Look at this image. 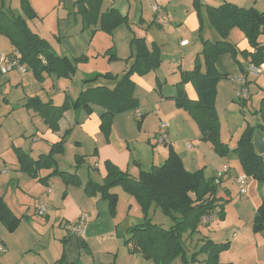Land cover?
I'll use <instances>...</instances> for the list:
<instances>
[{"label":"trees","instance_id":"trees-1","mask_svg":"<svg viewBox=\"0 0 264 264\" xmlns=\"http://www.w3.org/2000/svg\"><path fill=\"white\" fill-rule=\"evenodd\" d=\"M3 2L4 0H1L2 5ZM101 4L102 0H78L75 3L76 13L83 24L89 26L98 23L100 29L109 34L117 26L128 24L127 16L122 15L115 8L101 13ZM20 5L29 18L34 17L28 0H20ZM193 7L199 19V35L202 29L200 13L201 9L205 8L209 27L220 39L215 41L200 39L201 51L198 55L201 57L202 64L197 55L193 69L182 72L181 81L182 83L189 81L193 84L197 100L191 101L181 95L175 98V104L194 120L200 133V140L210 143L218 156L226 157L229 148L220 139L215 96L217 83L230 76L219 73L216 63L220 56L229 55L238 64L236 59L238 54L250 65L258 66L264 62V12L254 8H239L229 3L209 7L195 1ZM234 28H237L245 37L250 48L254 50L252 53L239 51L234 44L227 41L230 31ZM0 34L5 36L10 45L19 52L20 63L25 68H29L38 80L43 79L44 73L55 74L57 78H68L74 72L73 63L69 57L55 55L49 45L29 28L24 17L5 14L3 8H0ZM129 45L134 49V54L129 57V67L124 74L121 76L110 73L97 74L83 80L85 87L71 104L74 110H81L87 116L93 113V107H99L101 109L99 129L105 138H108L116 115L132 112L138 108L134 96L135 85L131 81V76L134 74L140 77L145 76L155 71L161 62L159 48L154 44L148 46L143 38L132 37ZM105 80H113L115 83L109 87ZM238 103L244 102L238 101ZM26 106L44 118L53 131L57 128V122L64 111L68 110L66 101L60 106H53L50 102L43 103L37 97L28 99ZM258 113L261 122L256 126L246 125L232 153L237 158L243 174L264 186V155H258L253 146L255 132H260L264 138V96L260 100ZM63 147L64 140L61 139L60 142L51 146L47 155L39 156L36 161H29L26 155L18 152L17 160L25 170L31 162L37 169L53 168L54 156L61 153ZM166 147V160L148 171L140 170L136 178L118 170L110 163H105L106 176L102 183L87 181L83 186L85 194L88 196L99 194L100 198L107 202L112 216L116 212L118 200L117 194L111 193L112 188L120 187L125 194L135 199L140 207L142 221L126 232L128 238L124 241V245L130 246L129 253L138 254L144 260L152 261L154 264H171L176 257H182L185 264L184 256L187 251L183 238L198 235L200 236L197 240L198 245L200 243L199 251L204 255L201 264H233L219 261V254L229 248L228 242H214L200 235L199 224L203 216L216 215L219 219L224 216V203L217 204L218 188L214 184V178H205L202 170L189 172L173 147L169 144H166ZM83 162V158H76L75 171L83 165ZM53 175L61 177L67 185L80 183L75 172H60L54 167L51 172V176ZM154 206L171 220L168 228L152 223L147 217L148 211ZM0 222L8 231H12L17 224V220L1 198ZM263 227L264 196L260 206L255 210L252 230L259 232ZM197 253V250H194L193 259Z\"/></svg>","mask_w":264,"mask_h":264},{"label":"crops","instance_id":"crops-1","mask_svg":"<svg viewBox=\"0 0 264 264\" xmlns=\"http://www.w3.org/2000/svg\"><path fill=\"white\" fill-rule=\"evenodd\" d=\"M105 1L106 0H104L103 3L105 4L104 6L101 4V13H105L110 8L117 7L113 6V2L110 4ZM195 1L202 6L209 7H217L224 3H229L239 8L248 9L254 8L253 4H250V2L256 5L254 0H126L125 2H127L131 9L132 7H136V12L133 15V21H137L136 24L140 30L142 28L145 29V34H143V31L141 30V33L138 36L133 37L143 38L148 46L152 44L156 45L161 50V57H167L172 60L174 63L173 67H178L180 75L178 74V80H171L168 82L169 80L167 81V79L169 78L167 76V72L163 67V64H161L158 69L149 72L145 76L140 77L136 74L131 76V81L135 85L134 96L137 100V107L145 113L143 118L148 117L147 113L151 112V115L149 116H153V120H155V123L151 124L152 126L155 125L152 129V137L149 136L151 133L150 131L146 134L148 136L147 140L148 142H151L152 148L150 150L146 144L145 149L147 151L135 150L132 146L133 138L130 136L129 138L124 139L125 143L129 145L128 147L126 146V149H119L116 145H114L115 143H111L102 151H95V154L97 155L96 165L97 170H99L101 175V181H103L106 176L105 163H110L118 170L126 172L131 177L136 178L140 170L148 171L151 167L159 166L166 160V144H169L179 155L184 167L189 172H195L199 168L205 176V173L209 172L208 176L205 178L216 177L223 166H228L230 172L225 175L223 180H221V185L217 189L216 194V198L219 199L217 204L220 205L224 203L223 213L226 216L225 210L230 205L229 203L231 201L230 189L232 187L237 189V185L232 180V176L243 173L240 164L233 153L230 154V156L235 157L236 159L234 160V164L232 166L226 163L228 158L226 159V157L217 156L210 143L200 140L198 127L191 116L187 112L177 108L175 104V98L181 95L191 101L197 100V94L193 84L189 81H184L183 83L181 81L183 79L182 72L191 71L193 69L195 58L201 51L200 39L210 41L220 39L214 30L211 33L212 29L210 30V27H208L207 30H202L199 35V19L193 7ZM153 5H157L163 10L166 18L165 24L158 25L155 23L156 15L153 13L151 8ZM144 7H147L146 11ZM117 9L121 13V10L118 7ZM200 14L202 23L205 25V8L201 9ZM129 15L128 11L125 15L127 16V20H129L128 23L132 20V16ZM189 33L192 34V40L189 41L191 43L198 41V43L194 46L196 52L191 61L189 62L186 60V63H183V59H186V57L189 59V52L194 49H186L183 52L181 49L185 46L180 44L181 41L188 40L186 38L191 39ZM239 34L240 35L236 40L228 39L227 41L234 44L239 51L252 53L254 50L250 48L242 33L240 32ZM12 49L13 47L10 45V50L7 54L10 53ZM80 51L82 50L80 49L79 52ZM61 55L69 56L65 53ZM111 55L112 54H110V56ZM198 59L202 64V60L199 55ZM236 59L238 64L234 62L229 55H222L217 60L216 68L218 72L222 74H229L230 77L228 79L220 80L217 83L215 106L216 102L217 105H222L224 101L230 103V100L232 98L234 99V95L232 92L230 93L228 89L230 84L231 89H233V93H235L236 86L232 81L233 77L245 75L247 77L250 93L251 87L249 84V78L252 76L247 75V69L250 64H248L247 60L240 54L237 55ZM128 64L129 62L124 63L123 67L119 71L115 72L112 70V72L106 73H110L114 76H121L127 70ZM262 75L263 76H260L264 78V73ZM161 78H163V83L160 81ZM101 80L104 81L103 79ZM105 81L107 85L109 84V87H112L115 83L113 80ZM164 84L165 87L162 88L161 86ZM84 87L85 86H83V89ZM260 89L262 91L258 98H262L264 95V87H260ZM40 100L43 103L50 102L53 106H60L64 103V101H66L68 110L62 114V117L57 122V128L53 131V129L47 125L44 118L32 109L37 115L39 122H43V125H38L39 127H37L35 134L37 136L32 139L34 145L29 148V151H24L22 146H14V151L0 152V160H2L1 163L4 165V168L0 169V198L12 213L14 219L17 220V224L12 231H8L0 222V246L4 249L3 252H0V264H67L68 259L70 260V264H72L73 262H71L72 258L70 259V250H75L77 246H81L84 249L83 264H96L94 259L90 260V257L92 258V246L96 240V234H94V231L92 232L91 227L93 228L98 220L99 214L97 213L96 215V212L100 205L99 201L102 200L100 195H86L83 190L85 183L82 181H80L79 185H67L61 177L57 175L51 176V172L54 167L37 169L31 162V164L28 165L27 170H25V168L18 163L17 152L26 155L29 161H36L39 156L47 155L49 153V151L43 150L44 144L40 143L39 145V140L43 141V143H45V147L50 149L53 144H56L63 139L65 147L68 146L69 143V139L67 142L65 141V133L69 131L70 137H72L77 129H81L85 135L92 137L94 141H98L100 138L98 135L100 132L99 114L101 109L99 107H93V113L87 116L83 113V111L74 110L71 107L72 102L75 100L73 98L69 101H67V99L63 100L60 105L53 104L52 98H49L48 101H44L42 99ZM24 105H26V103ZM122 115L126 116L125 120L127 121L128 118L131 119L133 117L132 112H125L116 115L114 118L113 128L115 126L120 128V124L116 121V118ZM223 115L224 114H222V116ZM220 119L221 118H219L221 129L222 123ZM229 119L231 121V116H229ZM142 120L143 119L139 122L136 121V124L142 123ZM224 121L229 141L237 139L238 135H240L239 133H241L240 131H242L241 129L243 128L241 120L239 119L236 121L233 119L230 125L228 124L226 117ZM160 122L168 123L167 139L163 144H158L156 141L157 130ZM227 125H229V127ZM129 129L131 131L132 127L130 126ZM221 141L226 144L225 138L221 137ZM74 142L79 143L77 139H74ZM227 145L229 148L232 147L230 142ZM131 146L132 148H130ZM17 149L19 150L15 151ZM79 155L80 156H77V158L81 157L84 159V156L81 155L86 154ZM208 157H212L215 162V167L212 169L207 163ZM6 158H8V167H5ZM74 167V164H72L70 166V171H59L67 173L75 172L77 175L80 168L75 171ZM54 184L56 185V195H53L54 191L51 189ZM246 185V192H250V198L253 203V212H251V216H247L244 221H246L248 226L251 225L252 227L255 210L260 206L264 196L263 194H258L257 191L259 192V187L263 190L264 186L258 184L250 177H247ZM46 189H49L48 194H45ZM246 196L247 193L245 196H241L238 193L239 198ZM39 202L45 203L47 206L46 214L42 216L43 219H39L38 217L40 216L37 214V206ZM216 211H218V209H216ZM80 215H84L86 220L89 219L87 230L85 232L86 234H84L86 237L83 242H81V245L79 242L80 239L71 237L68 233V224L76 220ZM209 225L210 223L206 226V230L202 229L200 231V235L206 239H209ZM39 226L41 228H44L45 226L50 229L52 228L51 233L53 234V239L51 240V244H48L46 248H40L39 245H37V229ZM242 237L243 234L241 235V231L238 229L235 230L232 233V240L226 241L229 243V249L232 246L233 241L235 243L239 240L240 243L242 241ZM72 239L75 240V242ZM224 240L225 239L217 240L216 242H224ZM77 253L80 255L79 260L82 261L79 249ZM219 261L222 263L237 264L234 260H229L228 262L220 260V257ZM242 264L258 263L249 259Z\"/></svg>","mask_w":264,"mask_h":264},{"label":"rangeland","instance_id":"rangeland-1","mask_svg":"<svg viewBox=\"0 0 264 264\" xmlns=\"http://www.w3.org/2000/svg\"><path fill=\"white\" fill-rule=\"evenodd\" d=\"M77 1L78 0H28L34 12V17L29 18L21 9L20 0H4L3 5L0 0V8H3L5 14L24 17L29 28L49 45L50 50L55 55L68 54L69 56L67 57L71 59L74 67V72L70 74L68 78H57L55 74L44 73L42 75L43 79L38 80L29 68H25V74H20L16 70L6 75L0 74V152L14 151V146H22L24 151H29V148L34 145L32 139L37 136L35 135L37 127L43 125V122H39L32 108H28L24 105L30 97L37 96L44 101H48L49 98H52V102L55 105H60L65 99H67V101L72 98L76 99L83 89V80L89 79L97 74L104 75L106 72H112V70L115 72L119 71L126 61L129 62V57L134 54V49L129 45L130 38L138 36L141 30L143 34H145V29L142 28L140 30L137 27V21H133L136 7H132L131 9L127 2H125L126 0L105 1L110 4L113 2V6H117L122 14L126 15L129 11V16H132L130 23L117 26L111 34L102 31L98 23L89 26L83 24L80 16L76 13L75 3ZM254 2H256V5L251 2L250 4H253L255 10L264 12V0H254ZM103 3L104 0H102V6L105 5ZM117 7H115V9H117ZM144 9L146 11L147 7H144ZM208 27L209 24L205 16V25L202 23L201 32L204 29L207 30ZM212 31L213 29L211 33ZM239 33L240 31L237 28L232 29L227 40H236L240 35ZM189 35L191 37L192 34L189 33ZM186 39H188L186 40L188 43L186 44L187 46L185 45L181 48L182 52L186 49L194 48L198 43V41L191 43L189 40H192V37L191 39ZM80 49L82 51L79 52ZM9 50V40L0 34V55L7 54ZM159 52L161 60L159 67L163 64L169 78L167 81L178 80V76L180 75L178 67H173V61L167 57H161L162 53L160 49ZM195 52L196 50L194 48L189 52V59L186 57V59H183V63H186V60L190 62ZM110 54L114 55V57H110ZM261 76L249 78L251 87L249 93L250 99L244 103H238L230 84L228 89L229 92H232L234 95V99L232 98L230 103L224 101L222 105H217L216 102L215 110L218 114V121L219 118H221L220 121L222 123L221 129L219 123L220 139L221 137L225 138L226 145L230 142L232 146L229 148L227 145L229 151L226 156V159L228 158L226 163L230 166L234 164V160L236 159L230 156V154H232L240 135H238L237 139L229 141L224 121L225 117L229 125L233 119L236 121L240 119L243 123L242 131H240L241 133L247 124L256 126L261 122L260 114L258 113L261 100V97L258 98V96L262 91L260 87H264V78ZM160 81L163 83V78H161ZM161 87L164 88L165 84ZM222 114L224 115L222 116ZM147 115L148 117L141 118L143 122L140 124H136V119L134 117L131 119L128 118L127 121L125 120L126 116H119L116 118V121L120 124V128L117 126L113 128L114 117L108 138H105L103 134L99 132L98 137L100 138L98 141H94L92 137L85 135L81 129H77L72 137H70L69 131H67L65 133V141L67 142L69 139L68 146L63 147L62 151L64 152L55 155L53 166L58 171H70V166L72 164L75 166L77 156H80L79 154H86L81 155L84 156L85 160L83 162L84 164L77 172L78 179L84 183L89 180L99 184L102 183L100 172L97 170V155L95 151H102L111 143H115L114 145L119 149H126V146L128 147L129 145L125 143L124 139L130 136L133 138L132 146L135 150L147 151L145 149L146 144L151 150V142H148V136L146 134L150 131L151 133L149 136L152 137V129L155 125L152 126L151 124H154L155 120H153V116H149L151 112H148ZM229 116H231V121ZM229 125L227 126L229 127ZM130 126L132 127L131 131L129 129ZM74 139H77L79 143L74 142ZM38 143L39 145L40 143L44 144V151H50L48 147H45L43 141L39 140ZM132 146L130 148H132ZM5 160V167H8V158ZM1 162L2 160H0V169L4 168ZM207 163L211 169L215 167V162L212 157L207 158ZM200 170L199 168L195 172H199ZM205 174L208 176L209 172ZM206 176L204 175V177ZM55 188L56 185L54 184L53 187H51L54 191L53 195H56ZM110 191L111 193L117 194L116 212L114 216H112L109 213L107 202L105 200L99 201L100 205L96 212V215L97 213L99 214L98 220L94 227H91L92 232L94 231V234H96V240L92 246V258L90 257V260L94 259L96 264H154L152 261L144 260L138 254L129 253L130 246L127 247L124 245V241L128 238V234L126 233L127 230L142 221L139 205L136 204L133 197L125 194L120 187H114ZM230 191L231 201L229 203L230 205L225 210L226 216L224 214L222 219H219L216 215L211 216L209 239L214 242L222 239H225L224 242L227 240L231 241L232 233L238 229L241 231V235L243 234L242 241L240 243L239 240L235 243L233 241L230 249L228 248L219 254L220 260L226 262L234 260L237 264H242L250 259L258 264H264V227L261 231L254 232L251 225L248 226L246 221H244L245 218L249 215L251 216V212H253L250 192H246V197L239 198L236 188L232 187ZM257 193L264 195V189L262 190L261 187H259V192L257 191ZM147 217L150 218L152 223L163 228H168L171 225V220L156 206L150 208ZM38 218L43 219L42 216ZM88 220L89 219L86 220L84 225L85 232L87 230ZM46 227L47 226L41 228L39 226L37 229V245H39L40 248H46L48 244H51V240L53 239V234L51 233L52 228ZM199 229L206 230L207 228L199 224ZM85 237L86 235L80 238V245ZM198 238H200L198 235L192 237L184 236L183 241L185 250L187 251L184 256L185 264H201V261L204 259L203 253L199 251L200 243L198 245ZM73 241L75 242V240ZM78 249L82 256V261L79 260L80 255L77 253ZM194 250L198 252L195 259H193ZM83 254L84 249L81 246H77L75 250H70L72 264H81V262L83 264ZM67 264H70L69 259ZM171 264L184 263L182 257H176Z\"/></svg>","mask_w":264,"mask_h":264},{"label":"built area","instance_id":"built-area-1","mask_svg":"<svg viewBox=\"0 0 264 264\" xmlns=\"http://www.w3.org/2000/svg\"><path fill=\"white\" fill-rule=\"evenodd\" d=\"M153 13L156 15L155 23L158 25H163L166 23V18L163 10L159 8L157 5H153L152 7ZM181 45H186L187 41H181ZM16 70L20 74H24L26 72L25 67L20 63V54L19 52L13 48L10 53L8 54H1L0 55V74L6 75L7 73ZM264 73V62L259 64L258 66L249 65L247 69V75L252 77H257ZM233 83L235 84V98L238 101L245 102L249 100V88H248V81L245 75H241L239 77L232 78ZM133 117L138 121L140 120L144 113L141 109L136 108L132 111ZM167 129L168 123L160 122L157 130L156 141L158 144L165 143L167 139ZM229 167L223 166L220 172L214 177V184L217 188L221 185V180L225 177L227 173H229ZM232 180L237 185L238 193L241 196L246 195V181L247 177L245 174L240 175H233ZM49 193V189L45 190V194ZM47 206L45 203L39 202L37 206V214L38 216H44L46 214ZM211 221V216L206 215L201 218L200 225L207 226ZM86 222V218L84 215H80L76 220L70 222L68 224V233L69 236L74 238H82L84 236L85 230L84 225ZM4 249L0 246V252H3Z\"/></svg>","mask_w":264,"mask_h":264},{"label":"water","instance_id":"water-1","mask_svg":"<svg viewBox=\"0 0 264 264\" xmlns=\"http://www.w3.org/2000/svg\"><path fill=\"white\" fill-rule=\"evenodd\" d=\"M253 146L258 155H264V138L262 137L260 132H256L253 136Z\"/></svg>","mask_w":264,"mask_h":264}]
</instances>
